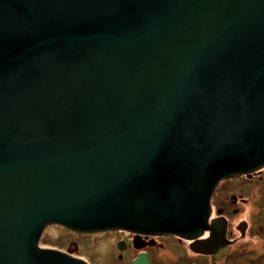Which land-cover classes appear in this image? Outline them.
<instances>
[{"label":"water","instance_id":"water-1","mask_svg":"<svg viewBox=\"0 0 264 264\" xmlns=\"http://www.w3.org/2000/svg\"><path fill=\"white\" fill-rule=\"evenodd\" d=\"M262 164L264 0H0V264H88L49 223L184 234Z\"/></svg>","mask_w":264,"mask_h":264},{"label":"flooded vegetation","instance_id":"flooded-vegetation-1","mask_svg":"<svg viewBox=\"0 0 264 264\" xmlns=\"http://www.w3.org/2000/svg\"><path fill=\"white\" fill-rule=\"evenodd\" d=\"M98 231L115 236L118 264H134L141 254L146 264H264V164L219 179L209 197L206 221L184 234Z\"/></svg>","mask_w":264,"mask_h":264},{"label":"rangeland","instance_id":"rangeland-1","mask_svg":"<svg viewBox=\"0 0 264 264\" xmlns=\"http://www.w3.org/2000/svg\"><path fill=\"white\" fill-rule=\"evenodd\" d=\"M115 239V236L99 231H75L58 223H49L43 228L38 244L43 248L68 252L88 264H118L114 260L112 245Z\"/></svg>","mask_w":264,"mask_h":264}]
</instances>
